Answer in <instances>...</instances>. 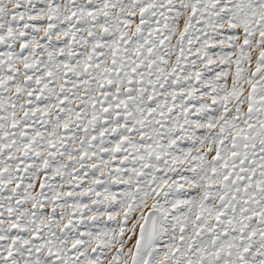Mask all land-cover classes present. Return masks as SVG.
Instances as JSON below:
<instances>
[{
	"label": "snow or ice",
	"instance_id": "obj_1",
	"mask_svg": "<svg viewBox=\"0 0 264 264\" xmlns=\"http://www.w3.org/2000/svg\"><path fill=\"white\" fill-rule=\"evenodd\" d=\"M0 264H264V0H0Z\"/></svg>",
	"mask_w": 264,
	"mask_h": 264
}]
</instances>
